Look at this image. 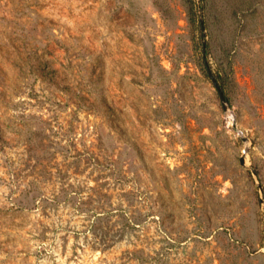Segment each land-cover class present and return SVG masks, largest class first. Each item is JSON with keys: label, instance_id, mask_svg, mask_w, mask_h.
<instances>
[{"label": "rangeland", "instance_id": "rangeland-1", "mask_svg": "<svg viewBox=\"0 0 264 264\" xmlns=\"http://www.w3.org/2000/svg\"><path fill=\"white\" fill-rule=\"evenodd\" d=\"M0 264H264V0H0Z\"/></svg>", "mask_w": 264, "mask_h": 264}, {"label": "water", "instance_id": "water-1", "mask_svg": "<svg viewBox=\"0 0 264 264\" xmlns=\"http://www.w3.org/2000/svg\"><path fill=\"white\" fill-rule=\"evenodd\" d=\"M205 63L207 64V62H205ZM208 73L211 74V71L209 70V68H208ZM211 80L214 83V85L218 91L220 101L222 103L224 111L229 110L230 109L229 101H228L223 89L221 88L219 82L217 81V79L214 76H211ZM244 140H248V136H245ZM240 163L245 164V157L243 155L240 157Z\"/></svg>", "mask_w": 264, "mask_h": 264}, {"label": "trees", "instance_id": "trees-1", "mask_svg": "<svg viewBox=\"0 0 264 264\" xmlns=\"http://www.w3.org/2000/svg\"><path fill=\"white\" fill-rule=\"evenodd\" d=\"M192 5H193V9H196L197 8V4H195L194 2L192 3ZM196 18H197V16H196ZM198 21H199V25H200V27H201V30L203 31L204 29H205V21H204V19H203V17H201L200 15H198V19H197ZM205 33H202V47H203V57H205L206 56V54H207V52H208V42L207 41H205ZM205 62H207V60L205 59V61H204V64L206 65V67L208 68V62H207V64L205 63ZM210 76H212L211 74H210ZM224 91V90H223ZM225 93V92H224Z\"/></svg>", "mask_w": 264, "mask_h": 264}]
</instances>
